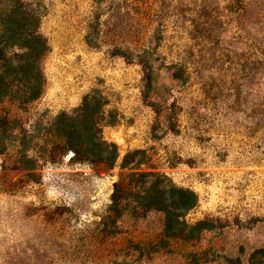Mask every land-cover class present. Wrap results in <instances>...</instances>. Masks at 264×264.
<instances>
[{
	"label": "rangeland",
	"instance_id": "1",
	"mask_svg": "<svg viewBox=\"0 0 264 264\" xmlns=\"http://www.w3.org/2000/svg\"><path fill=\"white\" fill-rule=\"evenodd\" d=\"M25 1L48 50L40 98L0 130V264H264V0L240 17L212 0L219 14L200 42L195 0H155L163 70L153 94L139 65L112 56L139 31L122 1ZM176 65L182 83L166 78ZM87 97L99 107L94 137L116 148L108 169L42 136L60 114L81 121ZM143 172L194 193L178 238L132 196L113 205L125 199L121 176ZM199 221L207 229L196 233Z\"/></svg>",
	"mask_w": 264,
	"mask_h": 264
},
{
	"label": "trees",
	"instance_id": "2",
	"mask_svg": "<svg viewBox=\"0 0 264 264\" xmlns=\"http://www.w3.org/2000/svg\"><path fill=\"white\" fill-rule=\"evenodd\" d=\"M120 1L127 8L126 15L132 22L131 27L136 25L139 31L133 35V39L126 42L125 46L113 49L112 56H119L139 65L146 83V94H153L152 86L157 85V79L163 70L159 69L161 56L158 53L163 29L162 18L156 13L153 5L155 0ZM195 1L196 10L189 22L194 32V40L200 42L207 20L219 14V6L216 2L212 3V0ZM224 1L227 3L229 14L233 13L232 15L236 17L247 13L252 3L256 6L258 2V0ZM162 5L164 7V4ZM223 16L228 18L227 14ZM39 24V11L31 3L25 0H0V130L4 126L18 122L20 120L18 115L26 112L28 105L38 100L42 94L44 77L39 64L48 46L39 33ZM164 69L169 82L184 81L183 67L164 66ZM90 99L87 97L79 110L82 115L81 121L77 122L60 114L54 118L50 127L43 129L42 136L46 142L53 143V151H71L75 160H84L94 166L108 169L114 165L118 155L114 145L100 143L94 137V132L98 130L96 127L98 113L94 114L92 110L99 107ZM133 177L138 178L141 186L127 184V179ZM162 178L165 177L148 172L122 175L114 188L118 192L121 189L126 191L125 199L114 194L112 203L117 206L132 196L137 201L139 213L162 212L165 235L178 238L182 232L179 227L186 226L183 216L196 205L197 200L193 192L174 185H165ZM206 229V223L203 221L192 227L196 233Z\"/></svg>",
	"mask_w": 264,
	"mask_h": 264
}]
</instances>
